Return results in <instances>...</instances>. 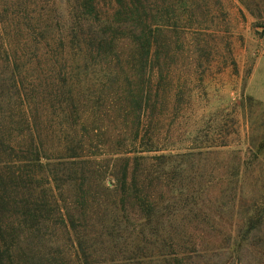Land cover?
Returning <instances> with one entry per match:
<instances>
[{
  "label": "trees",
  "instance_id": "1",
  "mask_svg": "<svg viewBox=\"0 0 264 264\" xmlns=\"http://www.w3.org/2000/svg\"><path fill=\"white\" fill-rule=\"evenodd\" d=\"M1 1L0 23L12 20L0 38L15 49L0 51V264H188L180 255L198 251L170 230L178 196L157 190L169 176L157 168L202 147L144 153L169 149L161 63L206 28L193 11L207 1L67 0L68 31L44 14L48 0ZM24 32L31 47H19ZM261 198L247 235L264 224Z\"/></svg>",
  "mask_w": 264,
  "mask_h": 264
},
{
  "label": "rangeland",
  "instance_id": "2",
  "mask_svg": "<svg viewBox=\"0 0 264 264\" xmlns=\"http://www.w3.org/2000/svg\"><path fill=\"white\" fill-rule=\"evenodd\" d=\"M48 1L44 14L57 18L68 31V1ZM206 1L209 11H193L206 28L183 33L170 65L161 63L165 71L169 67L172 79L171 85L161 88L163 95L169 91L170 98L165 119L159 123L169 149L144 154L171 149L185 153L186 147H202L173 159L172 168L165 165L162 172L157 168V173L169 174L157 190L165 199L173 197L172 190L178 196V216H172L170 230L176 229L178 240L195 245L198 251L180 257H187L188 264H259L264 224L247 235L244 221L264 195V0ZM54 4L57 10L50 11ZM11 20L0 23L1 27L11 25ZM20 39L19 47L33 44L27 32ZM0 46L2 54L4 48L15 49L7 36L0 38ZM43 57L46 69L49 53L43 52ZM5 64L0 56V71ZM31 70L28 65V74ZM152 128L157 131V124ZM146 163L155 169L153 159ZM193 213H198V219Z\"/></svg>",
  "mask_w": 264,
  "mask_h": 264
}]
</instances>
